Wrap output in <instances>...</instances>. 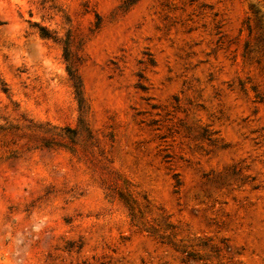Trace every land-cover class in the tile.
Masks as SVG:
<instances>
[{
	"label": "rangeland",
	"instance_id": "1",
	"mask_svg": "<svg viewBox=\"0 0 264 264\" xmlns=\"http://www.w3.org/2000/svg\"><path fill=\"white\" fill-rule=\"evenodd\" d=\"M0 264H264V0H0Z\"/></svg>",
	"mask_w": 264,
	"mask_h": 264
}]
</instances>
